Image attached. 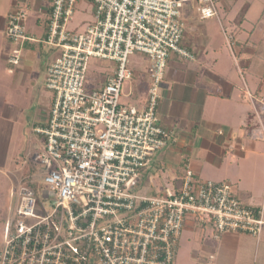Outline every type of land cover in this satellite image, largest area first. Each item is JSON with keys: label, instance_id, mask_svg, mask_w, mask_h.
<instances>
[{"label": "built area", "instance_id": "built-area-1", "mask_svg": "<svg viewBox=\"0 0 264 264\" xmlns=\"http://www.w3.org/2000/svg\"><path fill=\"white\" fill-rule=\"evenodd\" d=\"M80 1L52 0L40 40L57 53L46 70L53 99L46 124L35 127L42 146L33 155L44 170L38 190L48 191L39 199L49 205L41 210L38 193L19 186L0 264H175L188 219L211 226L216 241L228 232L259 241L264 208L244 202L229 181L200 179L189 162L178 182L156 194L142 188L153 156L175 140L158 112L168 59H195L184 43L183 8L193 4L201 20H220V0H87L93 21L73 32L68 23ZM28 12L24 6L8 14L11 65L20 64L25 43L35 40L26 32ZM220 22L233 51L235 31ZM135 53L149 60L141 107L122 102L132 94L124 87L134 75L129 62ZM91 58L112 65L88 86ZM214 260L210 254L207 264Z\"/></svg>", "mask_w": 264, "mask_h": 264}, {"label": "crops", "instance_id": "crops-1", "mask_svg": "<svg viewBox=\"0 0 264 264\" xmlns=\"http://www.w3.org/2000/svg\"><path fill=\"white\" fill-rule=\"evenodd\" d=\"M238 2L220 0V20L217 17L201 20L193 4L183 8L186 21L184 43L195 59H184L177 54H171L168 59L158 112L161 123L173 132L175 140L153 156L142 182L145 192L158 193L162 186L154 181V177L159 174H163V180L173 175L176 183L187 162L200 178L237 185L243 179H258V171L250 170L251 162L260 170V176L264 173V163L261 166L255 164L256 159L261 160L264 144V3L260 14L250 17L252 2L242 0L241 7ZM24 6L29 9L26 32L35 40L25 43L22 68L17 71L9 69L14 75L9 85L13 88L23 79L24 86L29 89L36 84L32 68L33 72L42 68L45 85L46 70L57 53L40 41L47 33L52 0H0V58L8 63L4 52L15 47L5 34L8 14ZM238 7L235 20H227V13ZM77 8L86 10L88 1L81 0ZM220 21L235 31L242 74L234 65L224 35L220 34L222 28L217 27L221 26ZM47 52L50 53L49 59L41 58ZM140 56V66L131 68L134 75L128 90L124 89L127 93L132 87V94L125 97L138 107L145 100L149 84V60L143 54ZM93 76L92 83L95 74ZM1 86L4 84L0 66ZM1 93L0 128L2 119L18 121L20 117L19 107L8 103L9 95L1 99ZM247 93L253 95V104ZM52 99L51 92L50 105ZM49 108L44 118L35 119V122L31 120L34 131L35 127L46 124ZM37 135L39 143L34 144L40 150L42 138ZM232 164L236 167L232 168ZM236 190L244 202L264 208V191L261 199H253L252 191L242 192L237 187ZM184 233L188 239L182 238ZM193 233L196 237L190 244ZM210 254L215 255L212 264H264V232L259 241L244 232H228L216 241L211 226L188 219L181 233L175 264H207Z\"/></svg>", "mask_w": 264, "mask_h": 264}, {"label": "rangeland", "instance_id": "rangeland-1", "mask_svg": "<svg viewBox=\"0 0 264 264\" xmlns=\"http://www.w3.org/2000/svg\"><path fill=\"white\" fill-rule=\"evenodd\" d=\"M248 2H252V7H253L250 10L252 14L248 13V16L252 17L253 15L254 16L257 14L259 15L261 11L260 10L261 5L264 3V0H248ZM241 3H242V0H239L238 4L240 7L242 6ZM237 10H239V7L235 8L233 12L227 13L228 14L227 16L229 17L225 16L226 19L233 20L237 14ZM93 11H94V5L91 2H88V8L86 10H81L80 8H76L72 18L70 19L68 23V30L73 31V32L84 31L87 25L93 21ZM195 11L197 13L196 9ZM216 24L218 23L216 22ZM225 25H226V22H225ZM217 27L219 29V27L221 26L217 25ZM222 32L223 30L222 31L220 30L221 36L224 35L222 34ZM225 44H226V47H228L227 41H225ZM229 51L233 57V62H234L235 67L241 73L242 67L240 65V60L237 55L236 48L234 47L233 51L229 49ZM10 52L11 50H8V52L7 51L4 52L5 56L7 57L6 58L7 61H8ZM49 57H50V53L47 52V53H44L41 58L48 60ZM22 58H23V53H22L21 59ZM4 60L5 59L0 58L2 84H4V86L0 87V92L2 91L1 99L9 95L8 103H12L13 105H17L19 107L20 112L18 114H20V117L18 118V121L10 120V119L7 120L6 118L1 120V128H0V244L2 243L4 236H5L7 220L13 213L12 211L13 207L18 203V189H19V186L21 185L20 183L23 182L25 178H29L35 181L39 185V182H42L43 180L44 170L39 163L33 160L34 153L38 151L35 148L34 143H37V142L39 143V140L37 139L38 135L34 131V124L31 123V120H34L35 122V119L41 120L42 118L45 117L46 109L49 108L50 98H51V91L48 90L44 85V79H43L44 71L42 70V68L35 70V72H33L34 70L33 68L31 70L33 78L36 79L35 85L29 86V89H28V86H24L25 84H24L23 79H20V81L18 80L19 82L17 83V85H13L14 87L12 88V86L9 84H10V81L12 80V76L14 75L9 73V69H12V71H14L16 69L22 68L21 66L22 61L18 65H11L9 62L7 63ZM141 60L142 58L140 54L135 53L131 55L129 67L130 68L139 67ZM110 64L111 62L107 60L91 58L90 65H89L90 74H89L88 86H91L92 84V78L94 77L93 75L101 72L102 69L105 70V67L109 66ZM128 87H129V82L127 81L125 83L124 89L127 91ZM10 88H12L11 89L12 92L11 94H8ZM14 94L15 95L17 94V95L15 97L11 96ZM247 94H248L247 96L249 100L251 101V104H253L252 103L254 100L253 95H250V93H247ZM128 101H129V98L122 96V102H128ZM252 114L250 115V120H252V116H253ZM262 148H263L262 149L263 155H261V160L257 161L256 159L255 161V164L260 165V166L264 163V144L262 145ZM235 167L236 165L232 164V168H235ZM250 170L258 171V179H257L258 181L256 179L255 180L243 179L237 182L238 185L237 184H234V185L242 192L252 191L253 197H254L253 199H261L263 191H264V173L262 174V176H260L261 175V173H259L260 170L257 168V166H254L252 162L250 163ZM170 171L172 172L171 169ZM154 178H155L154 181L157 182L158 185L163 187L167 182L173 180V175L169 176L168 179H164V180H163V174L156 175ZM200 179L207 180L206 178H200ZM261 179H262V182L260 183L259 180ZM176 180L178 182L179 177ZM37 193H38V198H37L38 208L43 210L46 206L48 207L49 204H48V201H42L41 199H39V196H44V197L48 196V191L46 189L40 188V190H38ZM185 235L186 234L184 233L182 238L188 239L187 236ZM195 237H196V233H193L191 235L190 244L194 242ZM181 245L183 246V243H181ZM191 264H194V263L191 262Z\"/></svg>", "mask_w": 264, "mask_h": 264}, {"label": "trees", "instance_id": "trees-1", "mask_svg": "<svg viewBox=\"0 0 264 264\" xmlns=\"http://www.w3.org/2000/svg\"><path fill=\"white\" fill-rule=\"evenodd\" d=\"M28 171H29V170H28ZM20 184L29 185V186H31L36 192L38 191V185H37V183H36V182H32V180L29 179V178H25V179L23 180V182H21Z\"/></svg>", "mask_w": 264, "mask_h": 264}]
</instances>
